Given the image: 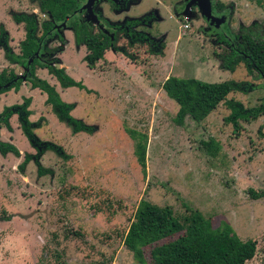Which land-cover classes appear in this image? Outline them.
I'll list each match as a JSON object with an SVG mask.
<instances>
[{
    "label": "rangeland",
    "instance_id": "rangeland-1",
    "mask_svg": "<svg viewBox=\"0 0 264 264\" xmlns=\"http://www.w3.org/2000/svg\"><path fill=\"white\" fill-rule=\"evenodd\" d=\"M225 1L235 4L227 11L232 36L253 22L264 24V6L258 1ZM174 2L138 0L129 13L133 18L155 14L139 30L162 39V54L136 44L128 48L133 58L110 50L90 68L84 60L86 46L76 44L73 28H62L67 43L59 53L61 64L86 88L65 89L47 69L40 77L74 104L72 114L93 126L92 133H74L60 122L40 89L23 85L1 95L0 112L31 97L30 119L45 118L37 134L61 145L69 158L48 150L41 161L53 173L40 176L35 161L21 171L24 153L36 150L21 130L18 115L10 119L13 132L2 128L1 139L17 145L22 156L0 154V264H140L124 239L142 199L171 207L183 219L191 215L189 209H197L214 227L229 222L242 239L257 241L256 254L247 264H264V114L241 121L239 134L225 121L231 110L223 103L202 121L188 117L178 124L179 105L162 88L170 75L209 82L250 80L256 89L232 92L229 98L251 107L264 98V77L249 74L244 65L234 72L225 70L220 55L228 44L218 41L221 33H214V24L201 11L190 18L177 13ZM22 12L40 20L49 16L39 0H0V26L7 29L15 51L26 36L24 24L14 20ZM106 15L113 24L126 17ZM120 43L127 44L122 35ZM49 44L60 42L54 37ZM6 67L10 63L0 48V72ZM210 137L222 146L217 156L203 146ZM139 144L147 147L145 166ZM156 244L144 248L148 264Z\"/></svg>",
    "mask_w": 264,
    "mask_h": 264
},
{
    "label": "trees",
    "instance_id": "trees-1",
    "mask_svg": "<svg viewBox=\"0 0 264 264\" xmlns=\"http://www.w3.org/2000/svg\"><path fill=\"white\" fill-rule=\"evenodd\" d=\"M264 4V0H257ZM41 10L49 16L40 20L35 14L22 12L14 15L16 23L25 26L26 36L21 40L19 51H15L7 29L0 26V48L5 50V57L10 67L0 72V100L1 95L15 89L20 90L24 84H29L33 89H40L46 94V104L51 108L60 122H65L74 133H92L94 127L84 120L72 114L74 104L63 99L57 86L40 77L39 69H47L49 75L55 77L63 88H86L82 82L73 77L62 65L59 53H62L67 43V37L63 29H58L57 24L66 21L68 27L73 28L75 41L78 46H86L87 53L84 57L90 68H96L98 62L105 58L106 54L113 50L130 58L128 48L136 44H146L152 54L164 53L165 43L162 39H155L140 29L155 17L148 14L142 18H130L126 20L120 32L115 33L112 39L101 31L94 32L93 27L83 18L74 15L73 10L80 6L81 0H39ZM264 24L253 22L249 29L241 27L240 32L232 36L221 33L219 42L228 44L220 56L223 57V68L234 72L238 66L244 65L248 73H258L264 77ZM121 35L125 37L127 44H121ZM60 45L51 46L54 39ZM58 55V56H57ZM23 72H18V68ZM257 85L250 80H223L209 82L195 77H180L170 75L163 83L162 88L178 105L179 109L175 120L178 124H184L189 117L196 121L206 119L220 104H225L231 110L225 117V121L232 124L240 133L241 121H252L264 114V98L257 106H245L243 102L229 98L232 92L248 93L256 89ZM32 98H26L22 104L5 106L0 112V154L10 153L17 157L22 152L17 145L1 139L2 128L14 131L10 122L16 114L19 117L20 127L36 153L26 151L24 160L18 168L23 171L27 165L35 161L38 174L43 176L53 173V169L46 167L41 158L48 150L55 151L63 158H69L62 146L55 142L44 141L36 132L42 126V120L34 122L30 119L32 110L30 105ZM133 134L136 135L134 131ZM206 152L211 156H217L222 150L221 144L214 138L203 140ZM146 145L139 144L140 162L146 165ZM253 195L256 196L254 190ZM191 215L185 219L175 214L168 206H159L153 202L142 199L136 210L134 220L125 235L124 242L133 253L134 258L140 264H148L144 248L173 236H179L171 241L156 244L151 250L152 264H247L256 254L257 241L254 239H242L232 225L223 220L218 227H214L211 218L205 216L200 210L189 209Z\"/></svg>",
    "mask_w": 264,
    "mask_h": 264
},
{
    "label": "flooded vegetation",
    "instance_id": "flooded-vegetation-1",
    "mask_svg": "<svg viewBox=\"0 0 264 264\" xmlns=\"http://www.w3.org/2000/svg\"><path fill=\"white\" fill-rule=\"evenodd\" d=\"M173 1H175L172 5L173 9L179 14L184 12L188 5H190L191 12L193 11L194 13L200 11V6L198 2H196L195 0H173ZM88 2L89 0H81L80 6H78L73 10L74 12L73 14L79 18L85 19L87 22L90 23L92 27L96 26L97 31H101L108 35H111V38L114 39L115 33H117V31L120 32L122 30L123 26H125L126 24V20L133 18L129 16L130 15L129 13L131 12L132 8L138 3V0H96L92 8L99 18L98 23L87 19V16L91 14V10H88V8H85L84 6ZM211 2H212V13L218 17L227 15L228 18L229 13L227 11L232 12L233 6L235 7L234 3L225 5L226 3L225 0H211ZM262 5L264 6V4ZM107 12L114 15H119L124 13L126 15L124 22L113 24V22L107 20L108 19V16L106 15ZM205 19H207V17ZM229 22H230L229 19L228 20L226 19V21L224 23H221L220 25H218L217 22H214L213 23L214 26H212L213 27L212 30L216 34L223 33L226 36H228ZM226 25L228 26V29L226 28ZM217 26L218 28H216ZM247 29H249V27Z\"/></svg>",
    "mask_w": 264,
    "mask_h": 264
},
{
    "label": "water",
    "instance_id": "water-1",
    "mask_svg": "<svg viewBox=\"0 0 264 264\" xmlns=\"http://www.w3.org/2000/svg\"><path fill=\"white\" fill-rule=\"evenodd\" d=\"M95 1L96 0H89V2L84 7L88 8V10H91V14L89 16H87V19L90 21L98 23L99 18L97 16V14L93 11V8H92ZM195 1L198 2L202 15L206 16L207 19L212 22V24L214 22H217V24L220 25L221 23H224L226 21L227 15H223L221 17H218L212 13V2H211V0H195ZM183 15L188 17V18L193 16V12H191V10H190V5H188L186 7L185 11L183 12ZM56 27L58 29L68 28V25H67L66 21H64L60 24H57Z\"/></svg>",
    "mask_w": 264,
    "mask_h": 264
},
{
    "label": "crops",
    "instance_id": "crops-1",
    "mask_svg": "<svg viewBox=\"0 0 264 264\" xmlns=\"http://www.w3.org/2000/svg\"><path fill=\"white\" fill-rule=\"evenodd\" d=\"M80 47H81V46H80ZM44 72H47V71L44 70V69H39V70H38V74H39V75H40L41 73L44 74ZM40 76H41V75H40ZM24 86H25L26 89H28V88H29V89H33V88L30 87L29 84H24ZM28 86H29V87H28ZM20 89H21V88H20Z\"/></svg>",
    "mask_w": 264,
    "mask_h": 264
},
{
    "label": "built area",
    "instance_id": "built-area-1",
    "mask_svg": "<svg viewBox=\"0 0 264 264\" xmlns=\"http://www.w3.org/2000/svg\"><path fill=\"white\" fill-rule=\"evenodd\" d=\"M187 27V25H185Z\"/></svg>",
    "mask_w": 264,
    "mask_h": 264
}]
</instances>
